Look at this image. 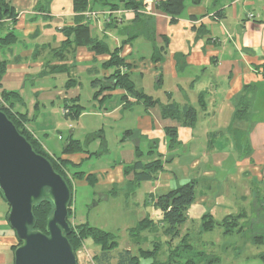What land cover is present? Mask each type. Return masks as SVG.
I'll return each mask as SVG.
<instances>
[{
  "label": "crops",
  "instance_id": "0c3cea01",
  "mask_svg": "<svg viewBox=\"0 0 264 264\" xmlns=\"http://www.w3.org/2000/svg\"><path fill=\"white\" fill-rule=\"evenodd\" d=\"M7 1L17 20L6 24L17 39L0 48V60L8 61L0 92L18 94L13 110L27 115V129L49 154L68 160L75 171L94 155L101 159L109 152L104 129H90L83 120L88 115L103 117L121 124L122 141L112 163L84 171L93 174L95 186L131 187L134 172L126 169L136 160L139 147L143 162L160 157L163 163L156 178L144 183L149 187L144 190L142 182L137 184L144 190L145 204H153L156 214L160 213L154 206L158 195L190 181L196 182L190 221L206 213L214 216L219 208L227 212L225 216L241 214L246 219L245 211L264 207V0H186L175 23L157 8V0H144L150 8V33L146 21L134 22L132 10L116 11L119 22L112 28L105 24L109 10L91 11L97 12L94 15L86 11L84 21L94 35L105 37L112 49L123 45L120 56L128 64L125 70L136 89L157 100L152 106L121 87L94 98L92 80L113 72L103 65L111 55L76 45L67 36L64 29L77 24L73 0ZM137 29L143 32L135 36ZM156 50L162 56L158 61L153 57ZM83 75L98 104H93V113L84 109L74 119L67 114V105L77 100L84 107ZM248 99L249 109L236 117ZM169 104L178 107L176 116L164 112ZM186 106L196 113L190 124L184 117ZM167 127L177 129L178 143L171 148ZM78 129L83 133L76 135ZM129 130L134 134L126 137ZM84 133L91 135L85 144ZM55 136L65 143H54ZM74 139L83 150L64 153ZM92 140L103 149L90 151ZM6 203L0 194V264H14L19 240L7 221Z\"/></svg>",
  "mask_w": 264,
  "mask_h": 264
},
{
  "label": "trees",
  "instance_id": "16d2710c",
  "mask_svg": "<svg viewBox=\"0 0 264 264\" xmlns=\"http://www.w3.org/2000/svg\"><path fill=\"white\" fill-rule=\"evenodd\" d=\"M193 1L194 3L200 2V0ZM156 3L157 8L166 13L170 17V21L173 23L177 21L186 6V0H157ZM144 6L145 4L143 0H73V9L76 12L75 18L77 20V24L75 27L64 29L67 36H72L73 42L76 45L86 46L90 50L95 51L98 54L110 53L111 55L110 59L103 65L107 69H113V72L104 79L96 77L92 80V86L96 90L94 93V98H98L99 95H101L106 90L121 87L127 91L128 95L133 96L137 99L145 100L148 106L156 104L157 100H154L151 96L145 94V92L136 89L134 81L130 76V72L122 69L123 67L128 68V64L125 62V59L120 56L123 45L113 49L110 48L105 37L94 35L92 33L89 22L84 21V19H86V11L91 12L94 10H111L110 12L112 13L109 14V19L105 22V24L106 27L112 28L114 26H118L119 22V17L116 15V12L114 14L113 11L119 9H128L134 11L136 14L134 22L141 23V21H146V23L149 24V27H147V33H150V26H152L151 18L141 11ZM8 20H11L12 23H15L17 20V13L7 0H0V48L10 47L17 39L14 30L7 27L6 22ZM142 32L143 31H141V29H137L136 34L134 35L137 36ZM151 34H153V32ZM130 37L133 38V36ZM153 57L155 61L162 59V56L158 54L157 50L154 53ZM7 64L8 61L6 59L0 60V85L1 80L6 72ZM17 96L18 94L16 92L7 91L5 89L1 90L0 109L3 110L7 114V116L15 123L20 133H22L31 142L35 151L39 154L44 155L51 161L55 170L67 180L70 188L72 189V200L69 206L68 217V221L72 225V230L70 234H68V239L72 244L75 252L84 242H86L88 239H91L95 244L100 246V254H97L95 256L97 264H113V262L115 264H141V256L151 257L152 261L150 264H171L175 261H178L179 264H198L195 262V260H193V258L187 260V263H182L181 259L176 258V256L183 257V253L181 251H183L185 248H190L193 246V244L187 243L189 232H187L183 236V238H181V240L176 244V248H170L168 261L158 258L160 244H156V241L154 248L145 249L139 246L138 251L140 252L141 256L139 254H135L130 248H124L116 252L119 245L118 236L116 233L92 226L88 222H80L74 224L71 221L73 214V184L72 181L69 180L68 174L66 172L67 169L71 170V168H69L70 166L68 165V160L62 159L60 155L54 156L49 154L43 148L42 144L27 129V115L13 110L15 100H12V98H15ZM123 98L127 99V96H123ZM76 101L77 100H75L74 104L67 105V107L69 108V112H67V114L74 119L78 118L84 111V107ZM244 104L246 105L240 106L238 108L235 114L236 117L240 116L243 112H246L249 109V99L245 100ZM176 111H179L178 107L174 106L173 104H169L164 108V112L170 114L171 116H176ZM195 114V109L192 106H186L184 108V117L190 120L189 124L193 123V121L195 120ZM133 134L134 131L129 130L126 132V137ZM166 135L168 139V146L170 148L178 143L177 129L175 127H167ZM82 150V143L79 140L74 139L68 143L63 152L71 153ZM142 156L143 154L141 149L137 147L136 160L132 164L131 168L126 169V173H130L132 171L134 172L135 180L133 184H139L142 181H148L156 178V173L163 167V163L160 160V157L155 160H151L150 162H143ZM64 169H66V171ZM73 174L75 177L79 178H83L86 175L82 170H76ZM93 177V174L86 175V178L90 183L92 182ZM0 194L3 197L1 190ZM195 200V181L187 182L173 190L158 195L154 202V206L159 210L160 217L155 219L147 216L139 220L134 226L130 227L128 231L131 240H133L135 244H140L143 232L157 231L158 228H161L163 234L165 236H169V239L166 240V242L170 245L173 239L180 237L182 232L181 228L186 225L189 220V208L192 206ZM52 211L53 203L50 200H43L34 207L36 228L43 231L46 230L47 219L51 215ZM241 218V214L227 215L222 219V221H216L211 213H206L201 218L199 229L203 232H206L217 227H221L223 228L225 234H232L235 231L234 227L239 223V220ZM148 238L149 237L146 234L143 237V240H148ZM19 244L20 242H18L17 245L14 246V250ZM179 249L181 250L180 252ZM206 262L202 264H209L210 261L207 263Z\"/></svg>",
  "mask_w": 264,
  "mask_h": 264
},
{
  "label": "rangeland",
  "instance_id": "374dc122",
  "mask_svg": "<svg viewBox=\"0 0 264 264\" xmlns=\"http://www.w3.org/2000/svg\"><path fill=\"white\" fill-rule=\"evenodd\" d=\"M144 4L145 6L141 11L148 15L150 8L146 2H144ZM116 11L120 13L121 9ZM116 11L114 10L113 12L115 13ZM95 14H97V12H95ZM122 69L125 70L127 67H123ZM82 78V103L86 113H93V104H98V102L93 100L89 92L90 82L87 81L88 78L86 75H83ZM12 100H15V98H12ZM83 122L84 126L90 129L103 127L109 144V152L104 153L101 159H98L99 157L94 155L86 160L80 168H76L89 173L92 169L110 164L117 159L116 150L118 143L122 141V134L120 132L121 124H115L106 118L93 117L92 115L85 117ZM78 131L79 129L76 135H78ZM81 133H83L82 130L79 131V134ZM63 135L64 138L67 137V133L65 132ZM90 136L91 135H87L86 133L82 134L84 144L88 141L87 139H89ZM54 140H56L54 143L59 142L57 143L58 145L65 143V139L60 140L58 136H55ZM93 141L94 140L88 145L90 151H100L103 149V145L95 146L94 142L98 141V138H96L94 142ZM64 170L66 171V169ZM66 172L69 180L72 181L73 184V214L71 221L74 224L88 222L92 226L116 233L119 242L116 252L124 248H130L135 254L141 256L138 251L139 246L145 249L154 248L156 241V244H160L158 258L168 260L170 248H176V244L187 232H189L190 237L188 236L187 243H191L193 246L185 248L183 251L179 249V252L181 251L183 253V257L176 256L177 259H181L182 263H187V260L193 258L198 264L205 263L206 261H210L209 264H264V207L260 205L244 212L247 218H241L239 220L232 234H225L221 227L203 232L199 229L201 219L192 218L191 221L189 220L187 224L181 228L182 232L180 237L173 239L170 245L166 242L169 236H165L161 228H158L157 231L143 232L140 244H135L129 235V228L144 217L149 216L155 219L160 217V213L156 214L153 210V204H145L146 196L143 192L150 186V183L148 181L140 182L144 190L140 185L137 186V184H132L131 187L126 185L111 188L108 186H95V181L93 179L92 182L89 183L94 185V187L89 185L85 179L75 177L73 174L75 170L72 168L71 170L67 169ZM86 175L84 178H86ZM144 183L149 184L147 185ZM110 190H112L113 193H111ZM226 213L227 212L219 208L216 210L213 217L216 221H222ZM244 221L245 224L242 225ZM146 234L149 238L148 240H143ZM76 254L79 264H97L95 256L100 254V246L95 244L91 239H88L77 249ZM140 260L141 264H150L152 258L141 256ZM113 264L115 263L113 262ZM171 264L179 263L175 261Z\"/></svg>",
  "mask_w": 264,
  "mask_h": 264
},
{
  "label": "water",
  "instance_id": "95a60500",
  "mask_svg": "<svg viewBox=\"0 0 264 264\" xmlns=\"http://www.w3.org/2000/svg\"><path fill=\"white\" fill-rule=\"evenodd\" d=\"M0 190L10 206L7 221L20 242L14 264H79L68 239L72 189L1 109ZM43 200L53 203L45 231L36 228L34 214V207Z\"/></svg>",
  "mask_w": 264,
  "mask_h": 264
},
{
  "label": "built area",
  "instance_id": "2783aa9c",
  "mask_svg": "<svg viewBox=\"0 0 264 264\" xmlns=\"http://www.w3.org/2000/svg\"><path fill=\"white\" fill-rule=\"evenodd\" d=\"M89 13H90V14H93V15L95 14V12H89ZM109 13H110V11H109Z\"/></svg>",
  "mask_w": 264,
  "mask_h": 264
}]
</instances>
